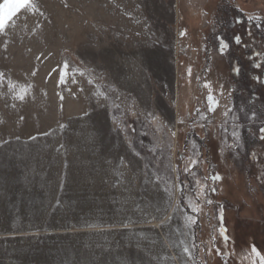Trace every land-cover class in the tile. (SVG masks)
Masks as SVG:
<instances>
[{
  "label": "rangeland",
  "instance_id": "1",
  "mask_svg": "<svg viewBox=\"0 0 264 264\" xmlns=\"http://www.w3.org/2000/svg\"><path fill=\"white\" fill-rule=\"evenodd\" d=\"M257 62L264 0H0V264H260Z\"/></svg>",
  "mask_w": 264,
  "mask_h": 264
},
{
  "label": "snow or ice",
  "instance_id": "2",
  "mask_svg": "<svg viewBox=\"0 0 264 264\" xmlns=\"http://www.w3.org/2000/svg\"><path fill=\"white\" fill-rule=\"evenodd\" d=\"M28 4H31V0H28ZM20 9H21V8H19V10H20ZM14 11H16V10H14ZM17 12H18V11H16V13H17ZM235 39H236V42L239 43V37H236ZM226 48H228V44H227L226 42H221V44H220V50H221L222 53H223V51H224ZM259 55H260V54L257 53V56H259ZM262 63H264V62H257L256 64H254V67H256L257 69H259V68L261 67ZM234 71H236V72L238 73L239 70H238V68H234ZM256 79L259 80L260 78L257 77ZM61 82H63V75H62V77H61ZM205 86H206V87H210V85H208V84H206ZM23 98H24V96L21 95V96H20V99H23ZM207 100L209 101V109H210V110H214L213 105L216 104L217 102L214 100L213 95L210 94V95L207 97ZM226 115H227V113H226ZM260 133H261V137H260V138H261V139H264V127H262V128L260 129ZM233 136H236V133H235V132H233ZM211 179L214 180V181H219V180H222L223 178H222L221 176H219V175H215V176H212ZM208 202L211 203V201H208ZM225 235H226V234H225ZM184 251H185V252H188V249L185 248ZM252 252H253V254H255V255L259 258V260H260V264H264V256H262V255L259 253V251L255 248V246L252 247ZM217 254L219 255L220 253L218 252Z\"/></svg>",
  "mask_w": 264,
  "mask_h": 264
}]
</instances>
